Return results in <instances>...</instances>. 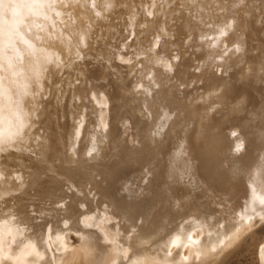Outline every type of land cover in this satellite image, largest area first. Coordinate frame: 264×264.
I'll list each match as a JSON object with an SVG mask.
<instances>
[{
    "label": "bare ground",
    "instance_id": "1",
    "mask_svg": "<svg viewBox=\"0 0 264 264\" xmlns=\"http://www.w3.org/2000/svg\"><path fill=\"white\" fill-rule=\"evenodd\" d=\"M261 8L64 0L21 24L0 71V264H264ZM9 109L30 123L12 139Z\"/></svg>",
    "mask_w": 264,
    "mask_h": 264
},
{
    "label": "snow or ice",
    "instance_id": "2",
    "mask_svg": "<svg viewBox=\"0 0 264 264\" xmlns=\"http://www.w3.org/2000/svg\"><path fill=\"white\" fill-rule=\"evenodd\" d=\"M64 0H0V71H3L5 64L8 69L14 68L13 60L19 57L23 60L24 56L19 52V49L16 48L18 42L29 43L25 37L19 32V26L25 23L29 17H42L44 20H49V13L55 11L57 6H62ZM112 5L109 4L108 7ZM161 4V9L163 8ZM261 12H264V8L259 9ZM100 13H97L99 15ZM57 16H60V12H56ZM260 26L264 27V19L258 21ZM37 27H42L37 24ZM54 27V25H53ZM231 25H229V28ZM221 34H225L221 30ZM81 42H83L81 38ZM11 46L12 50L17 54V56L8 55V49ZM30 47H34L30 45ZM42 51V49H41ZM239 51V48H237ZM38 63V61H37ZM171 70V66H170ZM7 77L0 75V89H4L7 92L9 89L5 84ZM10 83H15L11 81ZM37 83H39L37 81ZM29 93L25 91L23 95H28ZM25 114L22 110L19 109H9L7 115L2 119L5 122L15 119L17 121V130L15 133L9 134V139H12L15 135H20L23 133L24 128L30 127V123L25 121ZM233 136L237 134L232 133ZM239 151V149H236ZM3 151V149H0Z\"/></svg>",
    "mask_w": 264,
    "mask_h": 264
},
{
    "label": "rangeland",
    "instance_id": "3",
    "mask_svg": "<svg viewBox=\"0 0 264 264\" xmlns=\"http://www.w3.org/2000/svg\"><path fill=\"white\" fill-rule=\"evenodd\" d=\"M222 264H255L254 260L243 253H234L227 257Z\"/></svg>",
    "mask_w": 264,
    "mask_h": 264
}]
</instances>
